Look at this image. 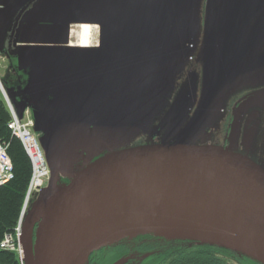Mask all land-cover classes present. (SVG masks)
<instances>
[{
  "label": "water",
  "instance_id": "obj_1",
  "mask_svg": "<svg viewBox=\"0 0 264 264\" xmlns=\"http://www.w3.org/2000/svg\"><path fill=\"white\" fill-rule=\"evenodd\" d=\"M34 2L0 0V51L12 34L16 16L26 8L12 44L18 47V67L27 73L28 80L17 92L8 89L4 96L20 119L31 109L33 129L42 135L39 141L51 170L48 186L23 220L24 264H86L94 251L140 235L225 247L264 264V168L224 147L188 143L189 138L208 125L217 100L230 95L223 82L219 85L212 81L216 31L218 28L220 34H226L221 30L228 24L222 17L217 18L220 0H207L205 4L208 18L201 59L205 77L208 68L209 85L200 98L201 103L205 101L202 114L184 138L93 158L83 155L82 134L87 123L102 126L101 116L108 110L109 97L120 86L122 89L130 84L120 83L110 73L114 68L126 67L127 73H135L130 77L135 78L142 76L141 72L144 75L153 72L162 59L171 61L172 70L181 71L187 59L183 61L164 51L176 41L172 38L174 33L193 32L190 21L185 24L183 21L194 17L193 12H198L201 2L40 0L35 5ZM262 3L264 0L258 1L254 9ZM71 24L99 25L100 46H71ZM236 30L232 32L237 40L235 49L240 47L243 37V28L240 27L239 33ZM193 47L189 41L184 46L189 51ZM130 49H147L148 54L131 58L128 62L132 61L133 66L121 63ZM263 63L259 59L256 66ZM195 96L194 87L188 92L180 91L174 107L181 113ZM76 154L79 158L73 160L71 156ZM168 197H183L178 210L187 213L200 211L198 202H205L228 219L259 253L212 239L137 230L132 225L114 229L140 212H161L159 204ZM134 231L135 235H128Z\"/></svg>",
  "mask_w": 264,
  "mask_h": 264
},
{
  "label": "rangeland",
  "instance_id": "obj_2",
  "mask_svg": "<svg viewBox=\"0 0 264 264\" xmlns=\"http://www.w3.org/2000/svg\"><path fill=\"white\" fill-rule=\"evenodd\" d=\"M199 1L198 12L194 11L193 18L190 16V20L186 18L183 21V24L190 21L193 32L179 30L180 33L172 35L176 41L171 42V49L164 51L162 48L165 54L179 56L183 61L193 57L192 61L184 62V74L172 70L169 59H162L153 72L146 75L141 72L142 76L135 78L130 77L135 73H127L126 67L114 68L110 74L120 83L130 84L122 89L120 86L109 97L106 102L108 110L101 116L102 126L90 121L87 123L82 134L85 138L84 156L93 158L132 147L173 143L184 138L191 124L200 118L205 102L201 103L200 98L202 90L207 91L209 72L207 68L205 77L206 68L201 59L205 48L207 0ZM258 1L261 0H220L218 3L217 18L222 17L228 24L221 30L226 34H220L218 28L216 31L212 81L216 80L219 85L223 82L230 95L222 100L219 90L221 100H217V108L210 115L208 125L189 138L188 143L224 147L249 157L264 168V63L256 66L259 59L264 62V3L255 10ZM240 27L243 28V37L240 47L235 49L237 40L232 32L237 28L239 33ZM72 30L71 42L76 44L79 27L72 26ZM92 31L91 42L96 43L99 41V27L93 26ZM187 41L194 45L190 51L184 48ZM146 50L130 49L120 61L126 63L131 58L144 56L148 54ZM128 63L133 66L132 61ZM6 67V60L0 56L2 84L7 78ZM10 81L7 78V82ZM193 87L195 99L180 113L174 107L176 96L180 91L188 92ZM41 136L38 135L39 139ZM71 158L77 160L79 154Z\"/></svg>",
  "mask_w": 264,
  "mask_h": 264
},
{
  "label": "trees",
  "instance_id": "obj_3",
  "mask_svg": "<svg viewBox=\"0 0 264 264\" xmlns=\"http://www.w3.org/2000/svg\"><path fill=\"white\" fill-rule=\"evenodd\" d=\"M12 59L13 67L17 70V59L16 57ZM24 78L26 76L18 72L17 76H12L15 82L13 80L7 82L6 78L3 80V84L6 89H10L14 85H19ZM10 119L11 115L7 102L0 92V141L7 146V152L13 163V179L0 187V242L6 234L14 232L21 219L26 192L33 175L31 157L21 140L9 127ZM138 237L141 238L140 240L147 239L140 241L144 251L153 249L156 244L159 245L155 260L153 259L154 261L161 260L159 264H261L243 254L216 245L186 240H167L152 235H140ZM130 249L131 247L127 244L120 243L116 256H123L129 253ZM152 262L151 264H153ZM0 264L24 263L17 253L0 249Z\"/></svg>",
  "mask_w": 264,
  "mask_h": 264
},
{
  "label": "bare ground",
  "instance_id": "obj_4",
  "mask_svg": "<svg viewBox=\"0 0 264 264\" xmlns=\"http://www.w3.org/2000/svg\"><path fill=\"white\" fill-rule=\"evenodd\" d=\"M92 28L93 25H80L79 31L77 32L78 45L82 47H89L92 45ZM52 110L54 111V109ZM181 198L168 197L165 201L159 204L161 212H140L137 217L132 219L128 218L118 226L116 225L114 229L119 227L122 229L123 227H131L132 225L133 228H138L137 230H161L168 235L184 234L203 239H212L231 244L236 247L239 246L245 249H252L255 253H259L246 242V239L238 232L228 219L222 217L205 202H198L200 206L197 209L200 211L193 210L188 213L179 211L178 209L180 207L178 204L183 203ZM166 214L175 217H161ZM136 233L137 231H134L128 235L133 236Z\"/></svg>",
  "mask_w": 264,
  "mask_h": 264
},
{
  "label": "built area",
  "instance_id": "obj_5",
  "mask_svg": "<svg viewBox=\"0 0 264 264\" xmlns=\"http://www.w3.org/2000/svg\"><path fill=\"white\" fill-rule=\"evenodd\" d=\"M11 119L8 123L13 133L21 140L33 163V175L28 186L21 219L11 234H6L0 242V249L23 253L21 244L22 218L31 200L48 186L51 170L45 151L33 131V121L27 113L24 119H19L13 107L10 106ZM13 179V163L7 152V146L0 141V187Z\"/></svg>",
  "mask_w": 264,
  "mask_h": 264
},
{
  "label": "flooded vegetation",
  "instance_id": "obj_6",
  "mask_svg": "<svg viewBox=\"0 0 264 264\" xmlns=\"http://www.w3.org/2000/svg\"><path fill=\"white\" fill-rule=\"evenodd\" d=\"M39 1L40 0H35L34 5ZM25 10H26V8L22 9L18 13V15L16 16V18L14 20V24H13L12 34H11L10 38L8 39V41L5 43V48L2 51H0V56L3 57L7 62V67H6V70L4 71L5 75H7V78L13 80L12 76L13 75L17 76L18 72H21V73H23V75L26 76V78H24L23 81H21L19 79V81H21L19 85H14L13 87L10 88L14 91H18V89L20 87H24L26 85L27 80H28L27 73L24 70H20L18 67L19 61H18V57L16 55L18 52V47L13 46V44H12V41L14 39V35H15V32L17 29L18 22H19L20 18L23 16V14L25 13ZM80 25H82V24H71L70 38H69V40H70L69 44L71 46L82 47V46L78 45V42H77V44H73L71 42V34H73V32H74V30H72V26L80 27ZM91 25H93L95 27L98 26L100 29L99 25H96V24H91ZM99 34H100V32H99ZM91 44L92 45L89 47H97L98 45L100 46V35H99V41L96 43L91 42ZM21 45H24V44H21ZM25 45H28V44H25ZM13 57H16V59H17V70L14 69L13 64H12V60H13L12 58ZM9 76H11V77H9ZM140 239L141 238H139V237L134 238V239H125V240H122V241L115 243L113 245L102 247V248L94 251L90 255L88 262L86 264H115V263L123 261V260H124V262L122 264H151V261H153L152 262L153 264H159L161 260L154 261L155 255L157 254V251H158L157 247L159 245L156 244V245H154L153 249L144 251L140 245V241L142 242V241L147 240V239H144V240H140ZM120 243L121 244H127L128 246L131 247V249H130L129 253H127L123 256H118V255L116 256L117 250H118V245ZM155 248H156V250H155ZM243 264H248V263H243Z\"/></svg>",
  "mask_w": 264,
  "mask_h": 264
},
{
  "label": "crops",
  "instance_id": "obj_7",
  "mask_svg": "<svg viewBox=\"0 0 264 264\" xmlns=\"http://www.w3.org/2000/svg\"><path fill=\"white\" fill-rule=\"evenodd\" d=\"M193 57H189V60H185V62H190L192 61ZM178 74H184V69L182 68L181 71H178Z\"/></svg>",
  "mask_w": 264,
  "mask_h": 264
}]
</instances>
